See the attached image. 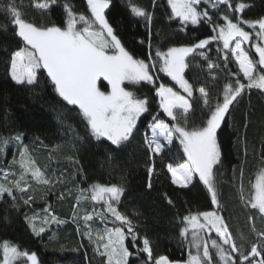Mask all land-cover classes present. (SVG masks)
Segmentation results:
<instances>
[{
	"label": "snow or ice",
	"instance_id": "6c2138e0",
	"mask_svg": "<svg viewBox=\"0 0 264 264\" xmlns=\"http://www.w3.org/2000/svg\"><path fill=\"white\" fill-rule=\"evenodd\" d=\"M58 3L59 0H35L34 7L43 18ZM112 4L113 0H86L88 14L85 15L65 2L62 23L49 25L26 19L16 0H5L0 10L9 17L13 36L19 41L9 53L8 74L17 85L31 88L39 86L41 79L46 78L62 101L78 110L89 135L98 142H108L113 152H124L134 147L133 142L140 131L138 122L148 114L151 119L147 127L151 135L144 133L147 149L158 156L167 145L178 141L186 160L166 165L172 183L180 188H188L194 181L202 182L210 194L211 205L216 207L211 211L183 217L185 227L181 230V236L185 240H188L190 227L192 229L191 240H188V259L184 262L170 259L167 255H153L149 239L141 237L137 231L138 225L118 210L117 205L124 189L115 184H93L89 189L81 190L71 218L72 223L77 225L76 230L81 232L78 220L82 219L87 230L81 234L94 244L96 253L106 257V264H130L131 257H135L139 264H264V228L258 229L255 216H250L251 232L257 241L250 248L242 250L243 245L237 244L221 215L217 190L218 166L222 164L218 130L230 114V109L244 94L252 89L264 92V17L249 20L236 16V13H244L250 5L243 2L233 4V0H166L170 8L167 19L178 24L181 31H187L189 26L206 23L213 34L187 45L168 46L165 50L159 44L153 45L150 25L154 13L132 0L129 4L131 13L143 19L148 29L145 39L140 41L141 44L147 43L148 51L144 58H140L122 43L116 28L109 21L107 12ZM152 6L159 5L153 0ZM244 25L259 30L247 31ZM213 44L216 45L215 51L223 64L225 75L230 77L223 87L222 97L215 99L206 87L194 88L185 78L190 56L203 58L210 70L219 67L207 54ZM232 63L238 70L229 69ZM161 74L170 77L186 95L165 84ZM142 83L152 86L159 108L170 120L161 118L160 112L154 114L148 97L132 90ZM197 91V99L202 101L206 111L200 126L190 127L188 118L195 102L193 94ZM60 116H63V112L58 114V119ZM159 137H163L166 143L161 142ZM14 139L22 141L19 134ZM11 140L12 137L0 136V154L5 153ZM68 159L74 160L73 157ZM74 162L79 163L78 160ZM12 165H18L20 171H12L11 166L0 169L3 172L0 200L7 196L14 206H18L17 194H20L19 199L24 205L34 203V196L29 192V174L44 186L61 182L58 178L45 177L26 145L19 152L18 160L13 157ZM154 170L153 163L149 168V177ZM242 177L241 172V180ZM252 188L253 195L247 199L241 195L240 199L246 206L257 210L264 221V170L256 176ZM85 191L91 193V200L103 206V211L94 209L92 213L78 216L75 207L81 199H89L83 195ZM59 198L64 197L61 195ZM44 211L42 222L48 228L53 224L59 226L68 222L47 208ZM109 214L113 225L111 228L107 227ZM94 216L105 222L103 235L93 236L89 222L94 220ZM25 219L35 235L40 236L46 231L44 226L36 227L38 214L26 215ZM213 232L216 238H211ZM241 239L246 240L247 237L242 235ZM193 247L195 254L191 251ZM23 258L30 264H40L35 252L21 250L8 241L3 242L0 264H17Z\"/></svg>",
	"mask_w": 264,
	"mask_h": 264
},
{
	"label": "trees",
	"instance_id": "16d2710c",
	"mask_svg": "<svg viewBox=\"0 0 264 264\" xmlns=\"http://www.w3.org/2000/svg\"><path fill=\"white\" fill-rule=\"evenodd\" d=\"M4 2L5 0H0V8ZM34 2L35 0H16L21 5L20 10L25 18L34 20L37 24L60 25L65 18V2L70 3L73 9L88 14L86 0H59L42 18L40 11L35 9ZM131 2L132 0H113L107 16L128 50L144 58L148 51L147 43L141 44L140 41L145 39L148 29L143 19L131 13ZM239 2L250 7L244 13H236V16L249 20L264 17V0H233V4ZM135 3L154 13L150 25L154 46L159 44L166 50L168 46L187 45L213 34L206 23L189 26L187 31H181L178 24L167 19L170 8L167 7L166 0H155L158 7L152 6L153 0H135ZM244 27L245 30L254 32L247 25ZM258 30L257 28L256 31ZM18 43V39L13 36L9 17L0 10V136L12 137L8 149L0 154V169L11 166V170L18 173L20 169L18 165H12V159L16 157L18 160L19 152L26 145L45 177L58 178L61 182H56L54 186H44L29 174V192L34 196V203L24 205L19 199L20 194H17L18 206H14L7 196L0 200V261L3 257V242L8 241L21 250L35 252L40 264H106V257L96 253L94 244L81 234L87 230L83 220H78L81 232L76 230L77 225L71 220L77 196L81 195L82 189H89L93 184L123 187L124 193L117 208L138 225L137 231L141 237L149 239L153 255H167L173 260L186 261L189 245L188 240L181 236V230L185 226L183 217L200 211H211L216 206L211 205L210 194L202 182L194 181L188 188H180L172 183L166 165L186 160L178 141L174 140L173 144L165 147L162 154L154 156L144 143V133L151 135L147 127L151 117L145 114L138 122L140 131L133 142L134 147L124 152H113L108 142H98L89 135L78 110L63 102L46 78L41 79L39 86L35 88L20 86L12 81L8 74V58L10 51ZM215 48L216 45L213 44L212 50L207 54L219 67L210 70L207 62L196 55L195 58H188L189 67L185 70V78L194 88L206 87L213 99L222 97L223 87L230 79L225 75ZM228 67L230 70H238L234 63ZM161 80L186 95L170 77L161 74ZM132 90L148 97L154 114L160 112L161 118L170 120L159 108L158 98L151 85L142 83ZM198 97V91L194 92L195 102L188 118L190 127L200 126L204 119L206 110ZM61 112L63 116L58 119ZM17 134L21 135V142L15 141ZM217 137L222 151V164L218 166L217 175L221 215L237 244H242L244 250L257 241V237L251 232L249 217L255 216L256 227L264 228V221L258 211L246 206L240 199L241 195L247 199L254 194L252 185L256 176L264 170V92L252 89L244 94L230 109ZM68 157H73L79 163ZM153 163L155 170L149 177V168ZM0 178L3 182L2 172ZM13 178L16 177H10ZM61 195L63 199L59 198ZM83 195L89 199H81L75 207H82L78 216L92 213L94 209L104 210L102 205L90 199V192L85 191ZM169 200L172 201L171 204L168 203ZM46 208L68 222L59 226L53 224L50 228L43 225ZM33 214H38L35 221L37 229L46 227V231L40 236L33 233L25 219L26 215ZM107 226H113L110 214ZM104 229L99 224L91 226L94 237L95 232L103 234ZM242 235L247 239L242 240ZM130 250L134 251L132 248ZM130 264H139V261L131 257Z\"/></svg>",
	"mask_w": 264,
	"mask_h": 264
},
{
	"label": "rangeland",
	"instance_id": "374dc122",
	"mask_svg": "<svg viewBox=\"0 0 264 264\" xmlns=\"http://www.w3.org/2000/svg\"><path fill=\"white\" fill-rule=\"evenodd\" d=\"M255 31H256V30H254V32H255ZM102 90H104V89H102ZM159 139L161 140V142H163V143L165 142V141L163 140V137H159ZM7 149H8V148H7ZM3 169H6V167L3 168ZM2 175H3V172H2ZM0 182H2L1 178H0ZM81 209H82V207H78L77 209L75 208V211H76L78 214H80V213H81ZM103 222H104V221H101L100 219H98L97 217L94 216V220H93L92 222H89V223H91V226H95L96 224H97V225L99 224V226L103 225V226L105 227V225H104ZM107 227L111 228V226H107ZM184 227H185V226H184ZM191 233H192V229H191V227H190L188 240H191ZM97 234H98V232H95V235H97ZM103 234H104V233H103ZM103 234H99V235H103ZM207 238H208V237H207V234H205V239H207ZM211 238H216L214 232L211 234ZM100 243L102 244L103 241H101ZM191 251H192L193 254H195V251H196V250H195V248L193 247V248H191ZM210 251L214 252L215 250L210 249ZM2 259H3V257H2ZM2 259H1V261H2ZM17 262H18V264H30V262H27V261H26V258H23L21 261H17Z\"/></svg>",
	"mask_w": 264,
	"mask_h": 264
}]
</instances>
